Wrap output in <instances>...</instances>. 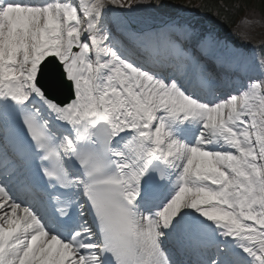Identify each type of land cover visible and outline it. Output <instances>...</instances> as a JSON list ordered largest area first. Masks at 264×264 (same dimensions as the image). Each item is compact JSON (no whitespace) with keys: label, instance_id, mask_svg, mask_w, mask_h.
Wrapping results in <instances>:
<instances>
[{"label":"snow or ice","instance_id":"obj_1","mask_svg":"<svg viewBox=\"0 0 264 264\" xmlns=\"http://www.w3.org/2000/svg\"><path fill=\"white\" fill-rule=\"evenodd\" d=\"M137 7L0 0V264H264V59L210 90L214 32L170 23L134 51L113 10Z\"/></svg>","mask_w":264,"mask_h":264},{"label":"trees","instance_id":"obj_2","mask_svg":"<svg viewBox=\"0 0 264 264\" xmlns=\"http://www.w3.org/2000/svg\"><path fill=\"white\" fill-rule=\"evenodd\" d=\"M242 2H245V1H249V0H241ZM222 2H226V3H232V2H236V0H217V1H214V0H208L205 4H206V7L211 9V8H215L217 10L220 11V13H224V10L221 9V3ZM264 4V3H263Z\"/></svg>","mask_w":264,"mask_h":264},{"label":"rangeland","instance_id":"obj_3","mask_svg":"<svg viewBox=\"0 0 264 264\" xmlns=\"http://www.w3.org/2000/svg\"><path fill=\"white\" fill-rule=\"evenodd\" d=\"M145 19V18H144Z\"/></svg>","mask_w":264,"mask_h":264}]
</instances>
